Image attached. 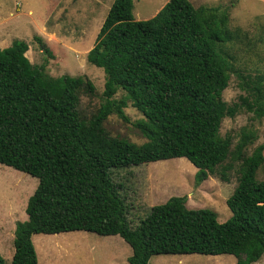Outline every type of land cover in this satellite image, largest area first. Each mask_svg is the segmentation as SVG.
<instances>
[{
	"label": "trees",
	"instance_id": "trees-1",
	"mask_svg": "<svg viewBox=\"0 0 264 264\" xmlns=\"http://www.w3.org/2000/svg\"><path fill=\"white\" fill-rule=\"evenodd\" d=\"M132 10V0H113L87 53L105 75L101 105L88 118L77 105L82 94H94L89 80L51 77L47 59L29 62L23 41L0 49V164L38 181L26 221L15 225L11 264H37L34 235L80 231L119 236L131 249L127 264L192 254L256 263L264 255V181L256 180L264 141L248 154L254 131L242 127L234 143L220 127L240 109L264 118V74L236 73L244 95L229 106L222 99L234 73L224 49L232 39L225 10L169 0L145 21L134 20ZM119 90L125 96L116 100ZM128 102L143 117L134 124L142 144L103 126L113 114L127 121ZM176 158L197 169L198 182L215 174L228 182L236 168L231 217L219 223L214 212L187 209L185 197H171L131 228L113 173Z\"/></svg>",
	"mask_w": 264,
	"mask_h": 264
},
{
	"label": "rangeland",
	"instance_id": "rangeland-1",
	"mask_svg": "<svg viewBox=\"0 0 264 264\" xmlns=\"http://www.w3.org/2000/svg\"><path fill=\"white\" fill-rule=\"evenodd\" d=\"M195 8H219L229 17L228 29L232 39L224 49L232 58L234 73L222 94L223 101L232 106L244 95L239 88L244 75L264 74V0H188ZM113 0H0V49L13 41L27 43L26 58L33 65L45 59V71L51 77L69 75L84 77L94 88L92 96L82 94L79 112L86 118L93 115L102 102L104 72L87 62L105 16ZM132 16L136 21L154 17L169 0H132ZM38 38L40 44L35 40ZM44 51L41 49V47ZM50 57V58H49ZM125 96L119 90L115 99ZM234 118L226 117L220 127L221 137L230 134L234 143L242 127H248L258 137L248 154L264 141V118L257 119L244 109ZM127 121L110 115L103 126L111 136H119L135 144H142L135 123L142 115L128 102L124 109ZM236 169V168H235ZM228 172V182L217 174L204 181H196L197 169L185 158L156 161L132 166L112 175L128 207L127 222L135 228L150 208L165 203L171 197H185L190 210H208L217 221L224 223L231 217L227 200L236 188V170ZM256 180L264 181V163ZM38 181L25 173L0 164V257L3 264L13 258L14 229L17 222L26 221L25 207ZM83 238V241L77 239ZM38 264H127L130 247L119 237H101L87 232H68L57 235L32 236ZM45 250L50 251L46 253ZM45 253V254H44ZM232 255H159L151 256L148 264H236ZM264 264V255L256 263Z\"/></svg>",
	"mask_w": 264,
	"mask_h": 264
},
{
	"label": "crops",
	"instance_id": "crops-1",
	"mask_svg": "<svg viewBox=\"0 0 264 264\" xmlns=\"http://www.w3.org/2000/svg\"><path fill=\"white\" fill-rule=\"evenodd\" d=\"M78 240L83 241L84 239H83V238H79V239H77V241H78ZM45 252H46V253H49L50 251L45 250ZM44 254H45V253H44ZM127 258H128V257H127ZM37 264H38V261H37Z\"/></svg>",
	"mask_w": 264,
	"mask_h": 264
}]
</instances>
